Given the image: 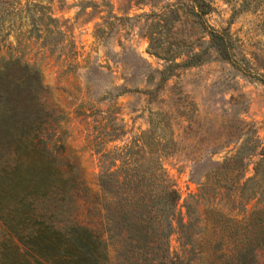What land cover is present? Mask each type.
Masks as SVG:
<instances>
[{
    "label": "rangeland",
    "instance_id": "1",
    "mask_svg": "<svg viewBox=\"0 0 264 264\" xmlns=\"http://www.w3.org/2000/svg\"><path fill=\"white\" fill-rule=\"evenodd\" d=\"M208 1L213 9L206 22L229 34L234 59L250 74L211 48L204 61L177 68L157 92L149 93L159 75L148 82L147 73L167 64L149 52V37L154 45L160 40L180 54L177 61L207 44L208 35L188 11L189 0H54L51 13L63 33L57 44L51 45L55 35L45 43L22 38L21 44L28 45L23 59L40 71L47 88L42 102L49 119L59 117L50 126L57 146L62 145L60 157L75 165L77 177L91 191L97 190L101 153L122 158L124 146L149 127L155 111L173 114L183 144L213 141L244 120L264 145V0ZM7 40L13 45L15 32ZM120 85L129 91L116 95ZM104 94L108 97L100 100ZM233 145L213 156L204 153L194 174L184 154L163 160L179 192L182 220L193 223L191 245L183 253L178 232L170 237L171 251L180 252L178 264H235L239 251L247 249L253 264H264V198L233 203L225 195L197 196L201 175ZM255 160L257 156L251 158L246 177L253 174Z\"/></svg>",
    "mask_w": 264,
    "mask_h": 264
},
{
    "label": "trees",
    "instance_id": "2",
    "mask_svg": "<svg viewBox=\"0 0 264 264\" xmlns=\"http://www.w3.org/2000/svg\"><path fill=\"white\" fill-rule=\"evenodd\" d=\"M52 1L0 0V51L5 49L0 53V264H178L180 252L173 254L170 237L178 232L183 253L191 245L193 223L182 220L179 192L163 160L184 154L192 161L194 174L204 153L213 156L234 143L201 175L197 196L225 195L233 203L262 199L264 145L255 127L244 120L232 133L213 141L183 144L173 127V114L155 111L149 127L124 146L122 158L101 153L97 190L91 191L77 177L75 165L60 157L62 145L57 146L50 126L59 117L49 119L51 113L42 102L47 88L40 71L23 59L28 49L21 44L23 37L45 43L49 35H55L50 43L54 47L63 36L51 13ZM188 4L193 22L208 35L207 44L177 61L180 54L160 40L154 45L149 37V52L167 62L147 73L148 82L159 75L150 94L177 68L204 61L211 48L250 74L234 59L229 34L206 22L213 9L210 1L189 0ZM11 32H15L13 45L7 40ZM118 90L116 95L129 91L125 85ZM254 156L253 174L246 177ZM235 260V264H253L248 249L239 251Z\"/></svg>",
    "mask_w": 264,
    "mask_h": 264
}]
</instances>
